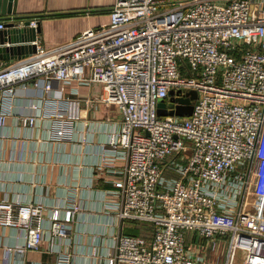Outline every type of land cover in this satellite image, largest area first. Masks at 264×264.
<instances>
[{"label":"built area","instance_id":"built-area-1","mask_svg":"<svg viewBox=\"0 0 264 264\" xmlns=\"http://www.w3.org/2000/svg\"><path fill=\"white\" fill-rule=\"evenodd\" d=\"M109 14L108 24L53 48L37 35L35 54L0 68V129L22 88L37 99L22 126L46 117L52 141H72L82 102L67 86L95 88L121 122L94 175L123 161L110 191L116 216L153 227L149 239L118 232L108 264H264V0H116ZM171 91L175 107L197 93L191 116L158 115ZM45 209L0 199V228L22 236L6 257L41 250ZM80 212L76 203L49 217L59 264L71 255L56 241L71 244ZM187 233L210 244L208 259ZM220 243L221 262L210 256Z\"/></svg>","mask_w":264,"mask_h":264},{"label":"crops","instance_id":"crops-1","mask_svg":"<svg viewBox=\"0 0 264 264\" xmlns=\"http://www.w3.org/2000/svg\"><path fill=\"white\" fill-rule=\"evenodd\" d=\"M115 1L14 0L12 14L0 15V24H19L35 19L40 29L37 37L45 48H53L89 29L108 24ZM2 10L3 3L0 12ZM19 60L1 61L0 68ZM74 88L78 89L82 102V117L75 126L72 141H52L50 122L46 117L41 118L33 129L24 128L18 121L21 116L35 115L32 108L37 100L35 94L21 88L12 100V114L7 117L5 127L0 129V199L43 204L46 233L40 251L13 253L8 258L5 248L22 242V236L16 229L0 228V264H59L58 252L50 251L49 217L55 208L64 216L65 209L76 203L81 212L67 234L71 244L56 241L61 252L71 255L70 264H108L113 238L118 232L145 239L152 236V225L131 221L122 224L116 216V200L110 191L113 183L120 179L114 172L121 170L124 162L113 161L105 167V174L94 175L109 136L119 130V111L116 107L103 105L101 94L95 88L77 83L67 86L68 90ZM98 110H106L107 116L99 118ZM248 210L256 211L254 207H248ZM186 243L198 247L208 259L210 244L206 240L187 233ZM218 247V255L214 256L215 251L210 256L221 262L224 243Z\"/></svg>","mask_w":264,"mask_h":264},{"label":"water","instance_id":"water-1","mask_svg":"<svg viewBox=\"0 0 264 264\" xmlns=\"http://www.w3.org/2000/svg\"><path fill=\"white\" fill-rule=\"evenodd\" d=\"M14 0H0V8L3 3V10L0 15H11ZM8 4V9L6 5ZM7 21H11V18H7ZM40 32L39 27L36 29L30 27V22L14 23L8 22L4 25V29L0 30V62L9 61L14 62L16 60L25 58L32 54H35L37 48L32 45L31 42L35 41L37 33ZM8 44V46H5ZM170 103L161 101L158 106V115L161 117L170 115H176L179 117H189L192 115L193 107L191 101L196 100L197 93L190 92V99L180 100L181 106L175 107L174 103L177 101L174 98L175 92H170ZM185 105V106H183ZM171 109L168 113L166 108Z\"/></svg>","mask_w":264,"mask_h":264},{"label":"rangeland","instance_id":"rangeland-1","mask_svg":"<svg viewBox=\"0 0 264 264\" xmlns=\"http://www.w3.org/2000/svg\"><path fill=\"white\" fill-rule=\"evenodd\" d=\"M106 116H107L106 110H98V117L99 118H104ZM253 202L256 203V200H254Z\"/></svg>","mask_w":264,"mask_h":264}]
</instances>
